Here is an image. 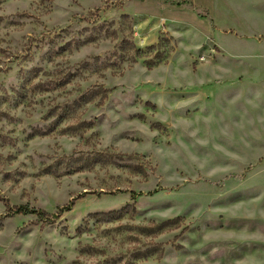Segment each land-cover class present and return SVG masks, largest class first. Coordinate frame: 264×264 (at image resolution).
<instances>
[{
    "label": "rangeland",
    "instance_id": "1",
    "mask_svg": "<svg viewBox=\"0 0 264 264\" xmlns=\"http://www.w3.org/2000/svg\"><path fill=\"white\" fill-rule=\"evenodd\" d=\"M127 1L0 0V264H264V82Z\"/></svg>",
    "mask_w": 264,
    "mask_h": 264
},
{
    "label": "crops",
    "instance_id": "2",
    "mask_svg": "<svg viewBox=\"0 0 264 264\" xmlns=\"http://www.w3.org/2000/svg\"><path fill=\"white\" fill-rule=\"evenodd\" d=\"M127 4L140 14H163L167 23L178 24L187 33L196 36L200 43L212 39L219 49L215 57L220 61L232 59L237 64L234 66L237 67L235 73L228 79L230 86L241 91L249 85L255 86L264 82V0H128ZM201 11L205 12L204 15ZM216 12H222L228 17L236 16L242 30L233 26H220ZM220 36L229 38L228 41L234 42L235 46L229 50L221 43ZM196 47L198 50L201 48L198 44ZM214 63L215 61L203 64L199 74L202 70L211 71L210 65L213 66ZM205 75L203 74L204 77ZM252 75L258 78L251 79ZM233 96L239 97L234 94Z\"/></svg>",
    "mask_w": 264,
    "mask_h": 264
},
{
    "label": "trees",
    "instance_id": "3",
    "mask_svg": "<svg viewBox=\"0 0 264 264\" xmlns=\"http://www.w3.org/2000/svg\"><path fill=\"white\" fill-rule=\"evenodd\" d=\"M133 45V44H132ZM176 45V44H175ZM174 47V46H173ZM175 49V47H174ZM173 49V50H174ZM147 65L149 66L148 68L151 69V67H153L155 64L154 63H147ZM133 196H135L136 194L134 192L131 193ZM137 196V195H136ZM73 204H70L68 206H66L65 208H63L62 212H69L72 210L73 208ZM8 212V211H7ZM17 214H29V213H34V211H29L27 207H19L16 211ZM61 212H59V214H57V216L61 215ZM118 214V213H117Z\"/></svg>",
    "mask_w": 264,
    "mask_h": 264
}]
</instances>
